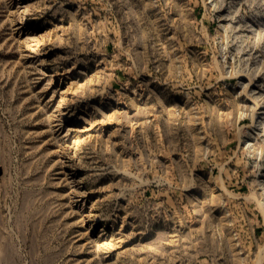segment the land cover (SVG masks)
<instances>
[{
  "label": "rangeland",
  "instance_id": "1",
  "mask_svg": "<svg viewBox=\"0 0 264 264\" xmlns=\"http://www.w3.org/2000/svg\"><path fill=\"white\" fill-rule=\"evenodd\" d=\"M0 264H264V0H0Z\"/></svg>",
  "mask_w": 264,
  "mask_h": 264
}]
</instances>
